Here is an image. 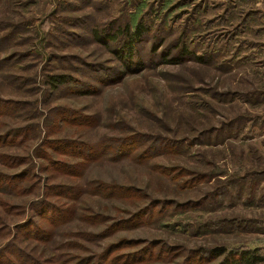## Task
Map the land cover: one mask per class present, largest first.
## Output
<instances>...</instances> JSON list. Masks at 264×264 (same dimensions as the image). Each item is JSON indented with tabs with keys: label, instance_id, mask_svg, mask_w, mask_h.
<instances>
[{
	"label": "rangeland",
	"instance_id": "1",
	"mask_svg": "<svg viewBox=\"0 0 264 264\" xmlns=\"http://www.w3.org/2000/svg\"><path fill=\"white\" fill-rule=\"evenodd\" d=\"M263 11L258 0H0V58L14 61L0 63V133L7 129L15 140L21 132L27 140L0 150L43 157L40 167L49 165L54 183L49 197L76 208L47 229L53 247L70 242L96 261L121 237L177 248L170 258L144 264H183L186 252L220 245L264 255ZM139 22L140 60L128 67L121 43L108 34L114 24ZM47 74L82 85L52 90ZM57 112L72 113L64 122ZM30 127L35 131H24ZM127 137L139 149L152 141L173 147L161 146L145 160L136 153L116 157ZM74 148L81 154H71ZM26 164L7 167L0 159L8 172ZM252 170L261 178L252 179L257 186L249 199L239 187ZM222 186L230 196L213 203ZM27 191L0 193V247L16 232L20 246L37 245L21 242L18 227L3 229L5 222L13 229L29 220L10 207H28Z\"/></svg>",
	"mask_w": 264,
	"mask_h": 264
},
{
	"label": "trees",
	"instance_id": "2",
	"mask_svg": "<svg viewBox=\"0 0 264 264\" xmlns=\"http://www.w3.org/2000/svg\"><path fill=\"white\" fill-rule=\"evenodd\" d=\"M143 24L139 22L135 28H132L129 25L126 26H117L113 25L114 32L108 34V41H113V43H121V57L127 63V66L130 67V63L133 62L134 59L139 61V54L135 49V45L139 43L138 41L141 39L144 29L142 27ZM102 32L100 30H94V33L98 36V34ZM120 37H125L128 40L122 39ZM186 48L184 49V53L186 55ZM16 54V53H15ZM13 54L12 57L16 55ZM198 55V54H197ZM198 60H203L201 56L197 57ZM8 59V60H7ZM9 58H0V63H4L8 65H14V61ZM167 62L175 61V59H167ZM73 82L79 84L75 85L81 86L82 84L76 80H72L66 74H47L46 75V84L52 88V90H61L62 87L68 86L69 84L73 85ZM1 101V100H0ZM2 104V103H0ZM3 107V106H1ZM38 106L36 105V109ZM3 113V112H0ZM61 112H57V115L61 118V121L66 122L64 117L69 116V113L72 112H63L60 116ZM64 115V116H62ZM241 122H238L240 124ZM39 127V126H38ZM36 127V128H38ZM62 124H60V128ZM24 131H35L32 127L28 128ZM13 133V132H12ZM28 133V132H26ZM18 140L15 139V136L5 130V132L0 133V148H5L11 145H19L26 144L27 140L23 133L17 132ZM144 136H147L144 134ZM132 137H127L119 146L115 148L116 157H123L125 155H129L131 153H136L139 158L149 159L153 157L158 150H162L161 146L167 145L170 142H166L165 144H161L163 141H159L157 144H153V141L149 144H146V147L139 149V143H137ZM154 140H160L161 138L154 137ZM23 142V143H22ZM112 145V144H111ZM109 145V146H111ZM173 147V145L170 143ZM166 148V147H165ZM93 151V149H92ZM1 153L2 150H0ZM91 152V151H90ZM71 154L80 155V151L77 148L70 150ZM102 153V152H101ZM41 155L47 156L48 154L40 151ZM32 156L30 152L27 154H5L3 153V159L0 156V159L4 161V165L7 167L19 168L23 164L27 163L25 167L21 170H17L18 172H8L3 169H0V193L7 194H18L21 190H28L26 193H30L28 195H33L32 200L29 203V206L26 205H14L10 206L14 207L15 212L22 216H30L29 220H20L15 227L12 229L9 222H5L3 229H6V233H13L14 229L17 227L20 231L24 233L21 238L26 242L35 241L37 245L31 250L26 249L25 247L20 246V244L16 243V234L15 233L13 240L8 244L0 247V264H144L145 262H149L150 260L162 261L167 257H172L174 251L177 248H169L164 246L161 242H149L146 245H141L140 242L134 239H130L129 237H121L117 241L112 242L105 253L98 257L97 261L94 255L82 254L78 250H72L70 248L71 243L65 244L67 248L64 249H56L53 247L55 241L52 240L53 233L51 229L55 226L60 225V223L65 219L68 215L74 214L76 212V208L72 207L68 203H58L52 201L49 197L50 188L54 185L53 178H50L49 165L47 168L40 167V163L38 159L43 157L40 156ZM61 160H56V163H60ZM77 165L78 163L72 162ZM79 165V164H78ZM77 165V166H78ZM52 166H55L52 163ZM46 169V177H42V170ZM168 170H172L171 168H164V172H168ZM173 171V170H172ZM48 175V176H47ZM261 173L258 171H250L248 173V182L239 187V191L248 189L249 191V199H251V193L254 191L253 187L257 186V183L251 185L252 179L256 178ZM49 177V178H48ZM200 177H206L205 175H200ZM210 177V176H209ZM208 177V179H209ZM240 177H237L238 179ZM46 180V188L42 191L43 182ZM48 180V181H47ZM234 180L233 182H235ZM42 182V183H41ZM196 183V182H195ZM231 183V182H230ZM191 183L190 185H192ZM51 185V187H48ZM58 188L69 187L64 186L63 183L55 184ZM185 187V185L183 186ZM227 193V195H226ZM22 194V193H21ZM214 194L216 197L213 199V203H217L218 201L225 200L226 197L230 196V191L223 190V186L215 189ZM232 197V195H231ZM8 204V203H7ZM142 212L144 210H141ZM141 212V213H142ZM41 217L45 220L44 224L37 223L35 220ZM138 217H141V214H137L134 220ZM25 218V217H24ZM0 221L2 224L4 223V218L0 217ZM1 224V225H2ZM78 235V234H77ZM111 234H107L105 237H109ZM137 245H141L138 248ZM178 247L185 248L184 245H180ZM202 251V252H201ZM166 252V253H165ZM170 252V253H168ZM194 253V252H192ZM187 259L184 260L183 264H201V261H205L210 264H262L264 263V255L257 253L251 249H242L240 251L228 250L227 247L220 245L210 247L209 249L199 250L194 254H187Z\"/></svg>",
	"mask_w": 264,
	"mask_h": 264
},
{
	"label": "crops",
	"instance_id": "3",
	"mask_svg": "<svg viewBox=\"0 0 264 264\" xmlns=\"http://www.w3.org/2000/svg\"><path fill=\"white\" fill-rule=\"evenodd\" d=\"M262 1H264V0H262ZM261 0H258V2H262ZM263 4V3H262ZM264 12V11H263Z\"/></svg>",
	"mask_w": 264,
	"mask_h": 264
}]
</instances>
